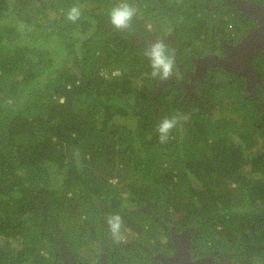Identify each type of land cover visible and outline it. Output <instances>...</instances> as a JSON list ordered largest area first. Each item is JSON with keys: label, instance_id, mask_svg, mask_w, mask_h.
<instances>
[{"label": "trees", "instance_id": "trees-1", "mask_svg": "<svg viewBox=\"0 0 264 264\" xmlns=\"http://www.w3.org/2000/svg\"><path fill=\"white\" fill-rule=\"evenodd\" d=\"M118 3L0 0V264H64L102 239L109 264H163L173 224L194 227L193 257L264 264L260 102L222 67L185 97L145 55L163 41L181 74L253 17L226 0H129L135 15L121 29L110 20ZM116 213L118 240L106 222Z\"/></svg>", "mask_w": 264, "mask_h": 264}, {"label": "water", "instance_id": "water-1", "mask_svg": "<svg viewBox=\"0 0 264 264\" xmlns=\"http://www.w3.org/2000/svg\"><path fill=\"white\" fill-rule=\"evenodd\" d=\"M229 3L238 9L251 14L258 20L257 26L251 30L240 42L232 44L224 39L223 56L219 54H205L194 56L198 71L205 75L211 67H222L223 69L245 76L248 80H261L254 65L255 55L264 49V3L255 0H229ZM194 227H188L177 234L176 227L173 228L175 251L173 254L158 252L156 257L163 264H216L214 256L193 257L191 252L192 235ZM102 264L107 263V255L104 254Z\"/></svg>", "mask_w": 264, "mask_h": 264}, {"label": "flooded vegetation", "instance_id": "flooded-vegetation-1", "mask_svg": "<svg viewBox=\"0 0 264 264\" xmlns=\"http://www.w3.org/2000/svg\"><path fill=\"white\" fill-rule=\"evenodd\" d=\"M226 1L229 3V0H226ZM255 1L264 3V0H255ZM247 16H252V15L248 14ZM247 16L245 18L248 19ZM252 17H253V20L248 22V24L246 26L245 33L241 37H239V39L234 41V39L229 37V36L225 37V36L221 35V36H219V39H220V43L218 46L219 49L207 52L206 54H219V55L223 56L225 54V51L223 48L224 42L222 41V39H224L226 42H229L232 44H236V43L240 42L258 24V20L254 16H252ZM203 55H205V54H203ZM203 55H201V56H203ZM194 56H196V55H192V58ZM197 57H199V56H197ZM253 62H254V65H255V67H256V69H257V71L261 77V80L258 81V80L253 79V80H250L248 82L247 78L244 76L245 79L243 81L245 83V86L243 87L242 90L238 89V91H239V95H242L244 97L252 98L253 100L259 101L260 102L259 108H260V110H262V106L264 105V68H263L264 67L263 66L264 65V49L260 50L255 55ZM180 65H181L182 70L184 72L181 74H174L173 73L174 76L172 77V79L170 81H166V82H168V83L174 82L175 85H182L185 88V97L194 96L197 93H199V90L201 88L204 89V86H205L204 84L207 81V77H208V75L210 73V69L212 67L209 69L208 73L205 75L204 73H202L201 70L198 71V69H197L198 66L196 63L193 67H189L185 63H180ZM220 74L224 75V77L226 76L223 71H218L217 77ZM241 81H242V79H241ZM209 110L211 112L213 111V109H209ZM174 226L176 227L177 234L182 232L186 228L191 227V226H187L185 229H179L175 224H173V226L171 227L172 233H173ZM107 242H106V240L102 239V244L100 247V253H99L98 257H96L95 260L93 259V261H91V262H95L94 264H98L97 262L100 261V264H102L103 259H105L104 254H106L107 255V263L109 264V245ZM175 249L176 248L174 247L172 249H165L164 251H158V252L165 253V254H173ZM71 255H69V256H67V254L65 255V263L64 264H88L87 262H85V260H79L78 254H77L78 256H75V255L71 256ZM202 256H214V255H208V254L206 255L205 254ZM76 257H78V260ZM215 260H216V262H218L216 257H215Z\"/></svg>", "mask_w": 264, "mask_h": 264}, {"label": "clouds", "instance_id": "clouds-1", "mask_svg": "<svg viewBox=\"0 0 264 264\" xmlns=\"http://www.w3.org/2000/svg\"><path fill=\"white\" fill-rule=\"evenodd\" d=\"M79 7H73L68 13V19L75 21L80 16ZM135 15V9L129 3V0H119V3L110 11L111 23L116 28H127ZM145 55L149 58L151 65V75L154 78L167 79L173 74L174 54L163 42L159 41L152 44L145 50ZM177 118H165L159 126L158 132L162 141L168 138L170 130L176 125ZM108 230L114 239H120L123 229V219L116 213L107 217Z\"/></svg>", "mask_w": 264, "mask_h": 264}, {"label": "rangeland", "instance_id": "rangeland-1", "mask_svg": "<svg viewBox=\"0 0 264 264\" xmlns=\"http://www.w3.org/2000/svg\"><path fill=\"white\" fill-rule=\"evenodd\" d=\"M158 39H156L155 41H157ZM219 77H224V75H222V74H220L219 75ZM218 77V78H219ZM262 110H263V112H264V105L262 106ZM124 237H126V238H128V239H130V238H133V236H135L136 237V234H134V232L133 231H126V232H124ZM92 250L91 249H84V250H79V252L81 253L80 255H79V260H83L80 256H85V257H90L91 258V260H90V262L91 261H93V259L95 260L96 259V257L98 256L97 254L98 253H100V249H99V247H98V244H97V246H95V247H93V253L91 252ZM77 258V260H78V257H76Z\"/></svg>", "mask_w": 264, "mask_h": 264}]
</instances>
